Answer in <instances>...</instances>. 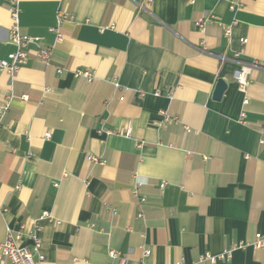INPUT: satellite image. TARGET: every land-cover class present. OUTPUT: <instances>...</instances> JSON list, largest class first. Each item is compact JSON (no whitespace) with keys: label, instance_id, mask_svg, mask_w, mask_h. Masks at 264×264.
I'll return each instance as SVG.
<instances>
[{"label":"crops","instance_id":"0c3cea01","mask_svg":"<svg viewBox=\"0 0 264 264\" xmlns=\"http://www.w3.org/2000/svg\"><path fill=\"white\" fill-rule=\"evenodd\" d=\"M8 5L0 0V59L15 49ZM19 6L20 31L40 39L13 76L0 69V103L12 93L0 125V241L7 229L29 248L39 239L42 264H264V246L199 257L264 234V0ZM58 11L70 16L59 41ZM207 13L215 19L201 32L194 22ZM44 45L50 64L33 56ZM242 63L253 64L244 91L232 78Z\"/></svg>","mask_w":264,"mask_h":264},{"label":"built area","instance_id":"2783aa9c","mask_svg":"<svg viewBox=\"0 0 264 264\" xmlns=\"http://www.w3.org/2000/svg\"><path fill=\"white\" fill-rule=\"evenodd\" d=\"M8 14L10 18V28H9V40L14 45L15 49L12 52H9L7 56L3 59H0V69L7 72L10 76H13L16 71L26 62L30 53L28 51V45L31 43L37 42L40 38L29 36L23 34L20 31L19 26V12H20V0H8ZM150 1V0H148ZM192 2L193 0H189ZM230 8H234L233 1L230 2ZM70 18L69 14L63 11H58L56 14V23L54 26L50 27V31L55 34L56 40L59 41L62 39V33L60 31L61 23ZM215 17L211 14H204L201 18L196 20L194 24L199 28L201 32L205 29V24L213 21ZM225 34H229V30H225ZM240 42L245 44L247 39L241 38ZM52 49L50 47L38 46L33 56L43 64H50ZM237 55V53H236ZM253 64L242 63L239 67L235 68L232 72V78L237 83L241 91H244L249 84V74L251 72ZM61 67H57L56 71L61 73ZM74 77H82L86 82L93 80L94 76L91 70L86 68H77L72 71ZM115 85H118L115 82ZM27 95H22L20 99L27 100ZM2 102L0 103V125L2 124V117L6 112L9 102L12 99V93H8L4 96ZM164 120L171 119L164 111L160 112ZM244 114L241 113V116ZM174 118V117H173ZM172 118V119H173ZM175 119V118H174ZM130 126L128 125L125 129L121 128L115 131L118 134H129ZM50 136L49 132L44 133V137L48 139ZM88 160L91 162L103 163V160L99 159L97 156L88 155ZM164 184H161L163 187ZM134 193L137 195V190H134ZM142 200V199H141ZM43 215H46V212H43ZM141 214H139L140 216ZM92 226V225H91ZM33 247L29 248L22 243V237L20 232H14L7 229L5 237L0 241V264L4 261H8L9 264H42L44 259L43 254L41 253V242L39 239L33 237ZM246 246H251L255 249L261 248L264 246V234L257 232L254 234V238L251 241L237 242L231 245V247L224 252L218 254L217 256H212L210 254H204L200 257V261L208 260L214 262L217 259H224L230 256L231 252L235 249L244 248ZM144 254L149 253V249H143ZM108 255L110 258H118L119 253L114 249H108ZM108 264V263H107ZM117 264H125L123 258L119 259ZM181 264V263H176Z\"/></svg>","mask_w":264,"mask_h":264},{"label":"water","instance_id":"95a60500","mask_svg":"<svg viewBox=\"0 0 264 264\" xmlns=\"http://www.w3.org/2000/svg\"><path fill=\"white\" fill-rule=\"evenodd\" d=\"M226 88V82L219 78L216 82L215 89L213 91V99L219 100Z\"/></svg>","mask_w":264,"mask_h":264}]
</instances>
